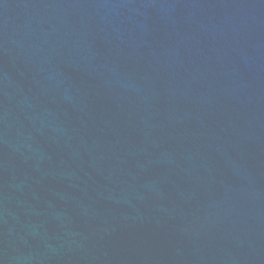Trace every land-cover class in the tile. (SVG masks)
I'll list each match as a JSON object with an SVG mask.
<instances>
[{"label":"water","instance_id":"95a60500","mask_svg":"<svg viewBox=\"0 0 264 264\" xmlns=\"http://www.w3.org/2000/svg\"><path fill=\"white\" fill-rule=\"evenodd\" d=\"M0 264H264V0H0Z\"/></svg>","mask_w":264,"mask_h":264}]
</instances>
